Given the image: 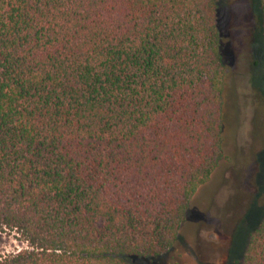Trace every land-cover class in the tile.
<instances>
[{
	"label": "trees",
	"instance_id": "1",
	"mask_svg": "<svg viewBox=\"0 0 264 264\" xmlns=\"http://www.w3.org/2000/svg\"><path fill=\"white\" fill-rule=\"evenodd\" d=\"M218 0H0V264H134L227 159ZM264 78V0H258ZM239 264H264V215Z\"/></svg>",
	"mask_w": 264,
	"mask_h": 264
},
{
	"label": "rangeland",
	"instance_id": "2",
	"mask_svg": "<svg viewBox=\"0 0 264 264\" xmlns=\"http://www.w3.org/2000/svg\"><path fill=\"white\" fill-rule=\"evenodd\" d=\"M226 66L223 133L227 159L189 200L174 244L134 264H239L264 215V78L258 0H218ZM24 244L0 231V255Z\"/></svg>",
	"mask_w": 264,
	"mask_h": 264
}]
</instances>
